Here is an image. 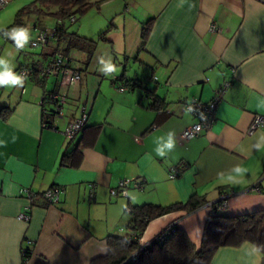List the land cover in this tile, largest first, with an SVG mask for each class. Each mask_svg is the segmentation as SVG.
<instances>
[{
  "label": "crops",
  "instance_id": "obj_1",
  "mask_svg": "<svg viewBox=\"0 0 264 264\" xmlns=\"http://www.w3.org/2000/svg\"><path fill=\"white\" fill-rule=\"evenodd\" d=\"M113 2L117 8L122 5L125 37L130 28L132 43L139 38L134 48L125 46L120 58L124 67L118 73L136 83L129 87L131 91L112 89L105 95L99 89L90 96L86 125L101 126L91 144L82 147L78 166L62 163L61 157L79 143L83 133L68 144L61 131L41 126L44 91H64L59 76L48 77L43 86L29 77L20 91H9L0 102V108H12L7 119L0 117V264H90L92 258L107 253V237L128 220L123 207L129 202L165 205L185 203L197 193L205 195L207 203L193 211L177 210L151 219L139 240L146 243L175 222L196 248L210 204L221 192L227 194L225 214L264 208V149L254 147L264 127L247 133L254 115L264 116V0ZM148 19L152 28L138 49L142 23ZM38 27L34 22V35ZM43 49L47 51L42 61L32 66L49 59L51 44ZM131 60L141 69L134 75L126 71ZM225 82L229 84L211 128L194 138H181L182 130L196 121L184 103L192 97L210 100ZM151 92L169 114L149 107ZM68 105H62L63 117L55 121L60 130L80 114ZM169 131L175 132L176 147L161 158L154 151L155 141L166 138ZM236 165L247 170L242 179L237 178L239 182L228 178L235 176L231 169ZM177 166L184 167L169 178L171 167ZM121 178H139L144 188L116 200L110 189ZM50 185L65 188L61 201L45 204L34 197L38 205L30 206L27 221L21 219L19 213L30 201L18 189L28 186L37 193ZM24 249L30 254L23 261ZM215 254L210 264H264V256L249 242Z\"/></svg>",
  "mask_w": 264,
  "mask_h": 264
},
{
  "label": "trees",
  "instance_id": "obj_2",
  "mask_svg": "<svg viewBox=\"0 0 264 264\" xmlns=\"http://www.w3.org/2000/svg\"><path fill=\"white\" fill-rule=\"evenodd\" d=\"M29 4L31 5L17 9L15 14V23H22L24 20L23 17L29 16L30 14H34L37 18H39L38 14L50 15L55 20L54 28L56 30L55 34L48 38V43L43 48L47 47L50 43L52 47L50 53L51 55L54 54L55 50L63 53L69 58V60H71L69 53L70 50H82L87 54L88 57L92 55L95 42L84 36L70 32L66 28V21L72 15L75 16V11H82L85 9V5L77 7L78 0H40L41 6L34 4V1H31ZM151 23L152 19H148L142 23L140 30L141 41L138 49H141L146 43L152 28ZM35 26H39L38 28H43V26L40 27L38 20L35 22ZM10 27H5V29ZM7 39L9 40L10 38ZM20 66L21 65H19V68ZM32 67L34 69L32 76L34 79H36L38 84L43 86L46 79L40 78L38 76L36 71L39 67ZM76 69L80 71L81 77L82 68ZM131 80L133 79L129 80L126 78L124 73H121V75L112 78L111 83L116 85L118 90V85L123 83L128 87L127 89L123 90L126 91L130 90V88H132L136 83H132ZM48 92H51V90H45L42 95L41 109H47L45 96ZM52 92L55 91L52 90ZM149 97L152 98V101L149 104L150 108L161 115L169 114V109H167V106L162 100H160L159 97H157L156 94L154 95L151 92ZM83 105H85V103ZM11 111V107L0 108V117L2 119H7V115ZM85 111L88 118L89 113L87 111L86 105ZM41 115L43 120L44 115L42 112ZM86 121L81 131L83 135L80 137L81 139L79 143L74 144L70 152H64L62 154V163L67 164L70 167H75L80 164L82 157V147H84L86 144H91V142L96 138V133L101 126L100 124L96 123L94 125L87 126ZM154 126L155 125L153 124L151 127ZM86 129L89 131L87 133L85 132V134L84 131H86ZM72 140H68L67 143H71ZM183 167H178L177 169L181 171ZM53 186L56 185H50L49 187ZM44 191L34 193V196L31 198H27L20 193L19 195L24 199H29L30 206H37L38 204L34 201V197L43 199L42 196ZM222 193L225 192H221V194ZM42 201H44L45 204H49L45 200ZM205 203H207L205 195L199 193L192 195L187 201H185V203L175 201L171 204L159 205L151 202L141 204H132L129 202L126 206L129 209L126 211L129 213V218L125 225V232L123 231L122 234L113 233L109 235L107 237V253L100 257L92 258L90 264H210L216 255L215 253L219 249L224 247H236L248 242L251 243L255 249H258L257 252L264 256V208L247 212V214L228 215L222 212V210H224L226 207L221 208V201L219 200L211 203L210 214L206 217L207 219L203 225V232L198 248H196V246L190 241L187 233L180 229L175 222L173 223L174 233L166 236L161 241H156L155 236L158 234L157 233L147 243L139 242L143 231L146 229L151 219L177 210L193 211ZM23 210L25 211V209ZM28 211L29 209L26 211L27 214ZM23 251L22 259L24 261L26 258H28L30 250L24 249ZM131 255H133L134 261L129 260L128 257Z\"/></svg>",
  "mask_w": 264,
  "mask_h": 264
},
{
  "label": "rangeland",
  "instance_id": "obj_3",
  "mask_svg": "<svg viewBox=\"0 0 264 264\" xmlns=\"http://www.w3.org/2000/svg\"><path fill=\"white\" fill-rule=\"evenodd\" d=\"M31 1H34V4L41 6L40 0H9L4 8L0 10V29H5V27L10 26L13 28L23 26L28 27L30 30L31 39L29 43L20 50L17 49L15 42L12 39L5 40L0 34V56L10 61L15 73H17L19 65L24 64L23 66L25 67H30L32 64L38 65L43 59V52L47 51L40 46H32L31 44V40H33L35 37L34 30H32L34 22L38 20L40 27L43 26L47 29H52L55 25V20L50 15L43 14H38L39 18L35 17L34 14H30L29 16L23 17L24 20L22 23H15V14L17 9L31 5L29 4ZM113 1L114 0H78L77 7L85 5L86 8L82 11H75L74 14L76 16V20L74 22H70L69 19L66 21V28L68 31L84 36L95 42V47L90 57H88L87 54L82 50L69 51L71 65L79 69L82 68V90L79 89V85L66 87L62 84L61 87L62 90L66 91L67 95H69V99L66 101L68 104H70L68 106L72 107V110L74 111L77 110L78 113L84 104V100L87 102L86 106H90L92 102L90 101V96L96 93V91L99 89L100 93L103 92L105 95L107 92L109 93V90L117 89V86L112 85L110 81L112 78L116 77L124 67L125 62H122L123 55L121 53L124 51L125 46L127 48L132 46L134 48L137 46L135 44H137V42L139 43V38L137 35V39H134L136 42L132 43V30L130 28L128 29L127 35L125 37L124 27L122 26L124 20V13L121 12L122 5L118 6L117 8L113 4ZM100 57H104L105 59L111 57L113 62L117 65L119 71L118 73L114 74V77L105 76L99 71L100 64L98 60ZM126 69L127 74L129 73L132 75H134L133 72L141 71L140 67L138 68L136 62L134 63L132 60L128 63ZM48 85H50V82ZM18 89H20V87H0V102L7 99L9 91L14 92L17 90L18 92L20 91ZM127 91L128 90H126V92ZM47 105L53 106L49 103ZM74 105H77V108L73 107ZM66 106L67 105L63 106L65 113H67L68 109ZM130 190L135 189L130 186L127 188V192ZM115 197L116 200L123 198L127 199V197L124 196ZM125 207L126 206L124 205L123 209ZM124 212L125 215L127 213L128 217L129 213L126 212V210ZM124 220L125 219H123L122 222ZM127 222L128 221H124V223L119 226L117 233H123V229H125V224Z\"/></svg>",
  "mask_w": 264,
  "mask_h": 264
},
{
  "label": "built area",
  "instance_id": "obj_4",
  "mask_svg": "<svg viewBox=\"0 0 264 264\" xmlns=\"http://www.w3.org/2000/svg\"><path fill=\"white\" fill-rule=\"evenodd\" d=\"M9 0H0V10L4 8V6L8 3ZM76 20V16L72 15L69 18L70 22H74ZM12 27L6 28L5 31H10ZM215 25L211 26L210 30L214 31ZM36 35L33 40H31L32 46H40L43 48L48 43V38L52 37L55 34V28L47 29V28H36ZM1 36L6 40L8 37L4 36L1 33ZM40 78L47 79L50 76H59L61 79V84L66 87L78 85L81 82L80 71L73 67L70 63L68 57H66L60 51L55 50L54 54L44 63V65L39 66L36 71ZM34 73V69L21 66L19 70H17V74H22L26 78L32 76ZM229 82H225L216 88L214 92V96L205 102L201 101L197 97H192V99L188 102L184 103V107L188 109L191 107L193 110L191 113H194L196 116V121L193 122L188 127H185L182 130L181 138L190 139L194 138V136L199 135L201 132H204L211 128L215 121V114L217 109V104L222 100L224 96L225 88L228 86ZM119 90L123 91L128 87L123 83L118 85ZM46 102L53 105V110L50 109H41L42 114L44 115L43 120L41 121V126L43 128H52L56 131H61L65 138L68 140H72L77 134H79L84 126L85 121L87 120V113L85 111V105L82 106L80 110V115L71 118L65 125V127L60 130L59 127L55 124L56 119L58 117H63L62 114V105L67 103L68 95L66 92L55 91L48 92L45 96ZM42 101V98H41ZM41 103V102H40ZM264 127V116L256 114L253 117L252 122L247 128V133L251 134L255 131L256 128ZM179 170L175 167H171L169 172V178H173L178 176ZM91 186V185H90ZM136 188L142 190L144 188L143 181L139 178H121L117 181V186L111 187L110 196H127V188L128 187ZM19 193L21 195L26 196L27 198H31L34 196V192L28 186H22L19 189ZM65 188L63 186H53L49 187L43 192V200L50 203H57L60 201L62 194L64 193ZM88 195L91 197L93 195V187L89 188ZM226 197L225 193H222L219 197V201H221V208L226 207ZM211 205V204H210ZM25 211L20 213L19 217L24 221H27L30 218V215L27 214V210L30 209V205L25 206ZM128 211V207L124 208ZM174 233L173 223L165 226L159 233L155 236L156 241H161L166 236ZM130 261H134L133 255L128 257Z\"/></svg>",
  "mask_w": 264,
  "mask_h": 264
},
{
  "label": "clouds",
  "instance_id": "obj_5",
  "mask_svg": "<svg viewBox=\"0 0 264 264\" xmlns=\"http://www.w3.org/2000/svg\"><path fill=\"white\" fill-rule=\"evenodd\" d=\"M181 3H183V0H181ZM0 33L12 39L15 42V45L18 50L23 49L31 39L29 28L23 26L12 28L10 31L0 29ZM98 62L100 64L99 71L105 76L114 77V74L118 73L119 71L117 65L113 62L111 57H108L107 59H105L104 57H100ZM24 81L25 76L22 74L15 73L13 71V66L11 65L10 61L0 56V87H23ZM192 110L193 109L191 107L187 109V111L189 112H191ZM155 142L157 146L154 151L157 156L163 158L170 152H172L176 147L175 132L169 131L166 135V138L163 136L158 137ZM254 147L258 150L264 149V134L260 136ZM246 171L247 170L241 165H236L231 169V172L234 173L235 176L229 175L228 178L229 180H236V182H239L237 178L242 179ZM254 251H258V249L254 248Z\"/></svg>",
  "mask_w": 264,
  "mask_h": 264
}]
</instances>
